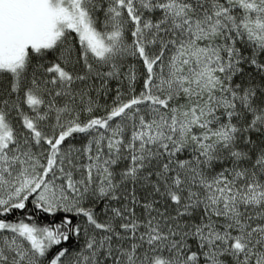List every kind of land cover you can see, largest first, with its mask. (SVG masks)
Instances as JSON below:
<instances>
[{
    "label": "snow or ice",
    "instance_id": "obj_1",
    "mask_svg": "<svg viewBox=\"0 0 264 264\" xmlns=\"http://www.w3.org/2000/svg\"><path fill=\"white\" fill-rule=\"evenodd\" d=\"M0 264H264V0H0Z\"/></svg>",
    "mask_w": 264,
    "mask_h": 264
}]
</instances>
